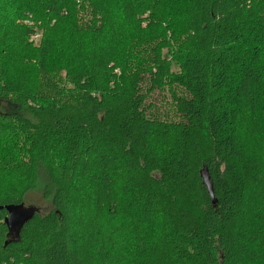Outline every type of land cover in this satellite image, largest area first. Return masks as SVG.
<instances>
[{"label": "trees", "instance_id": "obj_1", "mask_svg": "<svg viewBox=\"0 0 264 264\" xmlns=\"http://www.w3.org/2000/svg\"><path fill=\"white\" fill-rule=\"evenodd\" d=\"M32 194L0 264H264V0H0V206Z\"/></svg>", "mask_w": 264, "mask_h": 264}, {"label": "water", "instance_id": "obj_2", "mask_svg": "<svg viewBox=\"0 0 264 264\" xmlns=\"http://www.w3.org/2000/svg\"><path fill=\"white\" fill-rule=\"evenodd\" d=\"M210 194L214 197V192L212 185L205 180ZM5 208L8 212V215L5 217V222L9 227L10 233H19V228L23 225V223L30 219L35 211V207H25L24 204H20L18 206L15 205H6L0 206V209Z\"/></svg>", "mask_w": 264, "mask_h": 264}, {"label": "rangeland", "instance_id": "obj_3", "mask_svg": "<svg viewBox=\"0 0 264 264\" xmlns=\"http://www.w3.org/2000/svg\"><path fill=\"white\" fill-rule=\"evenodd\" d=\"M42 36V33L40 30H37L35 36H33V39L35 41H39L40 38ZM175 68H177L175 66ZM156 98L158 99V101H161V95H157ZM45 203L44 201L40 198V195L37 194H32L30 195V197L27 199L26 203H25V207H41L43 206Z\"/></svg>", "mask_w": 264, "mask_h": 264}, {"label": "flooded vegetation", "instance_id": "obj_4", "mask_svg": "<svg viewBox=\"0 0 264 264\" xmlns=\"http://www.w3.org/2000/svg\"><path fill=\"white\" fill-rule=\"evenodd\" d=\"M11 234H13V233H11Z\"/></svg>", "mask_w": 264, "mask_h": 264}, {"label": "built area", "instance_id": "obj_5", "mask_svg": "<svg viewBox=\"0 0 264 264\" xmlns=\"http://www.w3.org/2000/svg\"><path fill=\"white\" fill-rule=\"evenodd\" d=\"M35 36V35H34Z\"/></svg>", "mask_w": 264, "mask_h": 264}]
</instances>
